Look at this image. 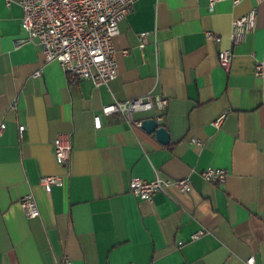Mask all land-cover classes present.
Instances as JSON below:
<instances>
[{"label":"crops","instance_id":"1","mask_svg":"<svg viewBox=\"0 0 264 264\" xmlns=\"http://www.w3.org/2000/svg\"><path fill=\"white\" fill-rule=\"evenodd\" d=\"M254 6L255 29L232 48L225 72L218 51L229 46L233 19ZM21 16L17 0H0V264H55L63 256L70 264H245L250 256L264 264V73L254 76L264 51V0H222L212 11L207 0H136L118 22V75L107 86L70 82L34 42L16 46L25 36ZM139 33H146L141 50ZM147 94L168 101L165 144L120 113L101 112ZM59 133L70 135L67 165L55 160ZM207 167L226 170L225 180L205 181ZM51 175L63 184L46 192L39 179ZM156 175L188 177L190 190L171 184L151 201L128 192L131 177ZM26 194L39 216L20 209Z\"/></svg>","mask_w":264,"mask_h":264},{"label":"built area","instance_id":"2","mask_svg":"<svg viewBox=\"0 0 264 264\" xmlns=\"http://www.w3.org/2000/svg\"><path fill=\"white\" fill-rule=\"evenodd\" d=\"M136 0H17L21 7L22 16L20 26L25 36L18 39L15 45L34 42L41 48L44 62L56 61L62 67L67 80L76 82L88 79L95 86H107L118 75V68L113 48V38L118 34V22L126 17L133 9ZM222 0H207V7L213 10L214 4ZM12 0H5L9 5ZM237 5L240 0H232ZM258 16V6L252 7L245 14L233 19L229 35V46L218 51V64L228 72L233 58L232 48L241 44L245 37L254 31ZM207 39L219 41V37L212 31H206ZM146 33H139L138 49L145 44ZM128 50H123L126 55ZM41 68L33 73L40 76ZM264 73V51L260 59L254 63V76L261 77ZM167 99L160 95H145L126 101H115L101 109L103 114L120 113L125 122L136 128H141L144 119L135 118L140 111L156 109L161 112L152 119L160 127L163 111L167 106ZM224 118L220 115L213 121V126L219 128ZM94 127H100V118L94 117ZM4 123H0V133L4 130ZM24 125L18 126L21 137ZM192 142H196L192 139ZM53 152L55 160L60 165H67L71 153L70 135L59 133L54 138ZM207 182H223L227 171L220 168L207 167L200 173ZM60 176H42L39 179L46 192L53 186H62ZM174 185L179 191L190 190L191 182L188 177L170 180L155 176L152 180L141 177H131L128 181V192L134 197L151 201L157 192H163L168 185ZM20 209L27 218L39 216V209L32 194H26L17 201ZM205 233L199 230L191 238L195 239ZM71 260L63 256L55 264H70ZM254 256L245 260V264H254ZM132 264V263H128Z\"/></svg>","mask_w":264,"mask_h":264},{"label":"water","instance_id":"3","mask_svg":"<svg viewBox=\"0 0 264 264\" xmlns=\"http://www.w3.org/2000/svg\"><path fill=\"white\" fill-rule=\"evenodd\" d=\"M141 128L146 132H154L156 138L163 144L169 141L167 131L163 127H158L153 119H144Z\"/></svg>","mask_w":264,"mask_h":264}]
</instances>
